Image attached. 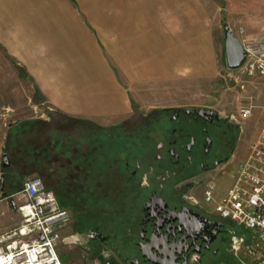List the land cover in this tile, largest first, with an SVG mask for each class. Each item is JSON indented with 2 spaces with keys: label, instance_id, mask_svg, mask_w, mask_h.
I'll return each instance as SVG.
<instances>
[{
  "label": "crops",
  "instance_id": "crops-1",
  "mask_svg": "<svg viewBox=\"0 0 264 264\" xmlns=\"http://www.w3.org/2000/svg\"><path fill=\"white\" fill-rule=\"evenodd\" d=\"M205 1L0 0V48L24 67L32 83L31 104L43 113L26 119L52 125L66 119L108 129L129 120L134 107L146 115L205 104L199 94L187 95L196 88L189 83L216 74L213 17ZM218 1L223 30L226 26L236 38L264 39V0ZM172 41L186 45L172 54L165 45ZM17 121L22 120L6 128L1 150ZM45 156L39 153L41 165ZM2 175L13 201L0 190V233L20 221L15 205L27 200L17 187L20 179L39 176L2 169L0 162Z\"/></svg>",
  "mask_w": 264,
  "mask_h": 264
},
{
  "label": "flooded vegetation",
  "instance_id": "flooded-vegetation-1",
  "mask_svg": "<svg viewBox=\"0 0 264 264\" xmlns=\"http://www.w3.org/2000/svg\"><path fill=\"white\" fill-rule=\"evenodd\" d=\"M137 119L132 127L125 126L130 120L117 125L124 130L116 139L124 141L115 156L72 148L75 156L66 162L74 172L98 171L90 168L93 160L115 170L116 199L107 204L94 194L60 205L68 220L59 244L68 226L70 242L82 244L80 255L94 264H237L229 246L237 224L220 218L205 195L242 160L243 128L205 104L153 110ZM54 162L64 164L59 157ZM93 180L98 187L102 178Z\"/></svg>",
  "mask_w": 264,
  "mask_h": 264
},
{
  "label": "rangeland",
  "instance_id": "rangeland-1",
  "mask_svg": "<svg viewBox=\"0 0 264 264\" xmlns=\"http://www.w3.org/2000/svg\"><path fill=\"white\" fill-rule=\"evenodd\" d=\"M205 5L208 9L209 15L213 17L212 50L214 58L212 60L216 67V74L212 77H204L203 79L196 80L194 83H189L195 84L196 88L188 90L187 95L191 96L192 94H199L200 97L203 98L205 105L213 106L229 116L234 113L236 96L242 89L247 93L252 94L257 103H260L263 100L264 76L247 77L243 75L240 70L228 68L224 54V15L222 3L218 0H206ZM171 29L172 32L178 29L180 30L178 27H172ZM165 45L166 51L168 50L171 52L172 50V54H174L179 46L186 45V43L172 41ZM31 98L32 83L24 76V72L21 69H17L16 66L11 63L10 59L0 48V162L5 130L9 123L16 119L23 120L30 117L41 118L43 116V113L40 110L35 109L32 106ZM7 105H9L10 108L6 107ZM138 115H142V111H139L137 107H134V112L129 119L130 121L127 122L125 126L132 127L133 124L139 123L141 120L137 119ZM47 117L48 114L44 115V118ZM258 123L257 110L254 111L253 116L250 119L243 122V133L240 134V141L238 144V155L242 154V159L248 151L249 142L257 130ZM60 124L63 129L57 131L53 147V157L54 161L59 157L64 164L59 166L53 161L49 173L51 176L54 175L58 182L64 185H70L72 188L78 189L82 192H87V198L94 194H98L101 198H97V200L108 201L107 204L112 203L111 201L116 199L115 185L118 180L114 169L106 168L104 162L96 164L95 162L97 161L93 160L94 164H89L90 168H93L94 166L93 169L98 168V171H92L91 174L89 173L86 175L84 169L83 171L80 170L74 172V166L66 161H71L75 156V152L72 148H75L76 151L79 152L86 150L92 151L94 154H102L103 156L117 155L121 149L120 144L124 140L121 139L122 136L119 141L116 137L121 135V132L124 129L121 127L118 128V126L114 127L115 130L114 128L112 129V127L105 130L96 129L90 124L66 119H61L59 121L57 124L58 128ZM109 131L114 133L113 137L108 135ZM97 176L102 178L98 187L94 186L96 181L93 180V178ZM24 179L26 178H21L20 182L22 183ZM216 184V195H222L230 185V177L226 174L221 175L217 178ZM57 186H60V184H57ZM58 188H61V186ZM71 200L75 201L76 197H71ZM101 205L103 206V204L100 203L99 207ZM70 220L72 222V217ZM70 230L71 228H68V226L63 230V241L58 246V254L63 264H94L93 261L90 262L80 255V250L84 247L82 244L70 242ZM236 230L240 231V234L245 235L247 244L253 246L259 244L260 246H263L261 252L264 255V239L260 238L254 231L245 229L240 225H236ZM73 248H77L78 250L75 252V249ZM240 259L248 260L247 257ZM236 261L238 264L239 260L236 259Z\"/></svg>",
  "mask_w": 264,
  "mask_h": 264
},
{
  "label": "built area",
  "instance_id": "built-area-1",
  "mask_svg": "<svg viewBox=\"0 0 264 264\" xmlns=\"http://www.w3.org/2000/svg\"><path fill=\"white\" fill-rule=\"evenodd\" d=\"M238 39L246 58L236 69L247 77L264 76V39ZM255 110L257 130L245 157L230 175V185L222 195L212 189L205 198L213 201V211L220 218L230 219L264 239V98L257 103L252 94L240 90L234 113L229 116L243 128ZM20 192L27 200L15 205L19 223L0 233V264H63L58 246L68 211L39 176L24 179ZM229 246L238 264H264L263 246L247 244L245 235L231 233ZM245 257L248 260L240 259Z\"/></svg>",
  "mask_w": 264,
  "mask_h": 264
},
{
  "label": "trees",
  "instance_id": "trees-1",
  "mask_svg": "<svg viewBox=\"0 0 264 264\" xmlns=\"http://www.w3.org/2000/svg\"><path fill=\"white\" fill-rule=\"evenodd\" d=\"M9 59L17 69H24V67L21 64H18L13 58ZM54 114L55 113H49V115L53 117ZM57 124L55 123L52 125V123L39 118L25 119L11 126L7 130L2 149V152H5L9 158V166L4 169L19 170L23 175L36 173L37 171L45 188L53 191L59 204L63 207H69L73 203L71 197H77L78 202H82L84 197H88V193L74 189L72 186L67 184L64 185L62 183H59L61 188H58L60 186H57L56 181L46 172L51 169L54 161L53 147L55 144V138L53 134L59 131V129H63L61 124L59 125V128L57 127ZM90 125L96 129H107L95 126L94 124ZM53 131L54 133H52ZM41 152H44L46 155L45 163L42 165L39 157V153L41 154ZM37 166L38 169L36 168ZM17 187L20 188L21 185L18 184ZM236 233L240 234L241 232L236 231Z\"/></svg>",
  "mask_w": 264,
  "mask_h": 264
},
{
  "label": "water",
  "instance_id": "water-1",
  "mask_svg": "<svg viewBox=\"0 0 264 264\" xmlns=\"http://www.w3.org/2000/svg\"><path fill=\"white\" fill-rule=\"evenodd\" d=\"M224 54L226 57V63L228 68L236 69L240 67L245 58L246 54L242 47V44L238 38H236L228 28L224 27ZM19 121H17L18 123ZM12 124H10L11 126ZM1 166L2 169L9 166V158L5 152L1 153ZM0 190L3 191V197L7 198L9 202L13 201L11 196H7L4 191V176L0 177Z\"/></svg>",
  "mask_w": 264,
  "mask_h": 264
}]
</instances>
